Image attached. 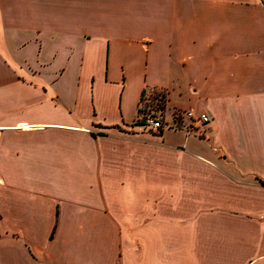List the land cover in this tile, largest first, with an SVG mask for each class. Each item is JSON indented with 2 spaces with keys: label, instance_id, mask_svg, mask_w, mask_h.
I'll use <instances>...</instances> for the list:
<instances>
[{
  "label": "crops",
  "instance_id": "0c3cea01",
  "mask_svg": "<svg viewBox=\"0 0 264 264\" xmlns=\"http://www.w3.org/2000/svg\"><path fill=\"white\" fill-rule=\"evenodd\" d=\"M0 264H264V0H0Z\"/></svg>",
  "mask_w": 264,
  "mask_h": 264
},
{
  "label": "built area",
  "instance_id": "2783aa9c",
  "mask_svg": "<svg viewBox=\"0 0 264 264\" xmlns=\"http://www.w3.org/2000/svg\"><path fill=\"white\" fill-rule=\"evenodd\" d=\"M144 103L145 105L142 106L137 123L143 127L152 128L159 132L166 128L178 126L179 122L186 121L187 119L190 123L186 126V130L193 132L197 127L211 120L207 113H199L194 109H187L184 111H175L172 114V119L169 121L164 117V110H158L154 106V102H150L149 98Z\"/></svg>",
  "mask_w": 264,
  "mask_h": 264
},
{
  "label": "trees",
  "instance_id": "16d2710c",
  "mask_svg": "<svg viewBox=\"0 0 264 264\" xmlns=\"http://www.w3.org/2000/svg\"><path fill=\"white\" fill-rule=\"evenodd\" d=\"M154 106L158 110H165L166 109V95L164 92H159L158 95L153 100ZM141 112V110H140Z\"/></svg>",
  "mask_w": 264,
  "mask_h": 264
},
{
  "label": "rangeland",
  "instance_id": "374dc122",
  "mask_svg": "<svg viewBox=\"0 0 264 264\" xmlns=\"http://www.w3.org/2000/svg\"><path fill=\"white\" fill-rule=\"evenodd\" d=\"M168 112L166 113V118L170 121V116H171V118H172V114L174 113V111H176V110H173V111H170V109L169 110H167ZM171 112H173L172 114H171ZM171 114V115H170ZM142 131H144V132H147V133H151L150 131H148L147 129H143Z\"/></svg>",
  "mask_w": 264,
  "mask_h": 264
}]
</instances>
